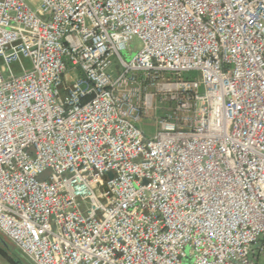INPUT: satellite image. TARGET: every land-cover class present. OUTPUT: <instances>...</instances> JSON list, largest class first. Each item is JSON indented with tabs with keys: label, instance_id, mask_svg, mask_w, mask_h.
Instances as JSON below:
<instances>
[{
	"label": "built area",
	"instance_id": "2783aa9c",
	"mask_svg": "<svg viewBox=\"0 0 264 264\" xmlns=\"http://www.w3.org/2000/svg\"><path fill=\"white\" fill-rule=\"evenodd\" d=\"M0 234L33 264H258L264 0H0Z\"/></svg>",
	"mask_w": 264,
	"mask_h": 264
},
{
	"label": "rangeland",
	"instance_id": "374dc122",
	"mask_svg": "<svg viewBox=\"0 0 264 264\" xmlns=\"http://www.w3.org/2000/svg\"><path fill=\"white\" fill-rule=\"evenodd\" d=\"M30 1L32 2L34 7L40 5V0H30ZM141 45H142L141 40L138 37H134L130 44V50H122L120 53L126 61H129L130 58L135 54V52L141 47ZM25 64H28L26 60H25ZM107 71L109 72V74H111L112 78H115L122 71V67L117 56L114 55L111 57V63ZM75 73L79 75L80 72L75 71ZM69 75L72 77L74 75V72L71 71ZM182 77L199 79L200 75L197 71H192L183 74ZM163 79L164 80L168 79L171 82H175L176 80L174 77L170 76L169 78L168 75L165 74L163 77L162 76H158L155 78L150 77L142 81L143 87H146L147 90L153 94L150 107L148 108L146 106L142 109L140 121L137 123V125L144 131V133L147 136H152L155 133V131L157 130V119L163 117L167 113V111H169L171 106H173L174 104L173 100L165 97V95L160 93L159 90L157 89L158 87H160V82L163 81ZM200 90L201 91L203 90L202 86H200ZM1 235L6 239L8 244L15 246L7 236L3 234ZM185 252L188 255L189 248H186ZM21 256L27 264H33L22 254ZM0 264H10V263L0 256ZM258 264H264V258L259 259Z\"/></svg>",
	"mask_w": 264,
	"mask_h": 264
},
{
	"label": "trees",
	"instance_id": "16d2710c",
	"mask_svg": "<svg viewBox=\"0 0 264 264\" xmlns=\"http://www.w3.org/2000/svg\"><path fill=\"white\" fill-rule=\"evenodd\" d=\"M0 256L10 264H17L15 259L21 256V254L15 246L9 244L7 249L0 245Z\"/></svg>",
	"mask_w": 264,
	"mask_h": 264
},
{
	"label": "water",
	"instance_id": "95a60500",
	"mask_svg": "<svg viewBox=\"0 0 264 264\" xmlns=\"http://www.w3.org/2000/svg\"><path fill=\"white\" fill-rule=\"evenodd\" d=\"M0 245L3 246L4 248H8L9 244L7 243L6 239L0 234ZM21 254V253H20ZM15 261L17 262V264H27L22 256H19L15 259Z\"/></svg>",
	"mask_w": 264,
	"mask_h": 264
}]
</instances>
